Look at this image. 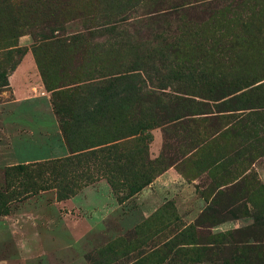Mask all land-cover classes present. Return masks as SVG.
Listing matches in <instances>:
<instances>
[{"label":"rangeland","instance_id":"rangeland-1","mask_svg":"<svg viewBox=\"0 0 264 264\" xmlns=\"http://www.w3.org/2000/svg\"><path fill=\"white\" fill-rule=\"evenodd\" d=\"M180 1L205 6L189 12L197 20L225 6ZM60 2L24 4L17 37L5 43L15 53L0 89V264H223L226 243L246 241L251 256L264 248V114L255 118L240 100L246 96L209 101L225 82L264 81V25L262 36L230 28L213 54L183 43L215 83L135 71L139 90L100 103L91 91H68L114 64L126 68L136 52L113 53L104 37L69 53L48 47L39 28L56 12L52 35L90 27L77 15L87 13L88 0ZM134 2L115 8L129 45L139 48L153 37L146 21L157 8ZM256 9L264 15V3L249 6ZM177 25L170 22L168 36H178Z\"/></svg>","mask_w":264,"mask_h":264},{"label":"trees","instance_id":"trees-1","mask_svg":"<svg viewBox=\"0 0 264 264\" xmlns=\"http://www.w3.org/2000/svg\"><path fill=\"white\" fill-rule=\"evenodd\" d=\"M88 1L90 2L89 12L87 11L88 14H83V12L77 14L79 18L83 19L90 26L86 33L71 36H64L61 33H57L56 36L52 35V29L57 25L58 18L56 17L59 15L56 12L52 16V22L40 26L39 36L42 38L41 40L45 41V45L61 53L72 52L85 40H95L98 37H104V40L106 39L104 45L107 48L109 47V49H113V53H118L121 50H125L124 52L135 50V59L126 68L121 64H114L100 78L85 77L84 79H80L73 83L75 88L68 91L71 94L91 91L95 94L94 96L97 102L100 103L103 100H108L112 102L110 104H113L115 93L124 92L131 95L136 89L139 90L141 79L135 71L151 74L155 78L174 79L178 82L184 81L196 84L203 80L204 84L215 83L206 82L203 66L194 63V61L187 57V53L191 56V52L185 51L182 47L183 43L186 40L188 42H195L196 49L206 54L207 50L204 48L208 46L211 51L210 53H212L213 47L221 43V34L231 30L230 28L238 27L244 30L251 28L253 31L255 30L257 36L263 35L261 26L264 25V15L258 9L255 11L249 10V6L254 4L257 7L264 3V1L255 5V1L257 0H222L225 4L222 10H212L210 7L206 20H197L190 18L188 14L191 10L204 8V5L189 8L187 7L188 3L186 4L180 0H172L171 6L162 7L164 2L150 0L153 6L157 8L153 11L155 13L149 17V21H146L150 26H153V37L149 39L146 46L142 45L138 48L129 45V40L125 38L122 31L123 20L121 19V12H118L120 8H115L121 7L122 5L120 4H123L127 0ZM133 1L137 4L140 0ZM115 2L119 4L115 5ZM51 3L53 6L55 4L56 7H59L61 4L60 0H0V60L4 62L0 65V89L7 86L5 83L6 72L3 71L5 70L6 62L15 53L14 50L9 49L15 47V45L8 44L5 46V43H9L17 37L16 29L20 26V15L21 11L24 12V4L34 7L52 8ZM110 3H113L111 8H115L114 11L110 9ZM210 4L208 3L206 5L209 6ZM94 8L97 9L94 10ZM172 21L178 23L176 26L178 36L176 37L168 36V31L170 30L168 26ZM230 36L229 40H232ZM222 39L227 40V37L222 35ZM256 83L257 81L248 79L225 82L220 85V88L223 91L222 93L228 94L224 95L217 90L214 92L215 94L209 96V101L217 102L222 100L221 105H226L227 103H233L238 98L240 99L246 96L245 99L240 100L245 103L246 107H248L247 109L254 111L251 114L255 118H259L264 114V110H262L264 109V81L258 84ZM215 87H218V85L215 84ZM154 88L161 89L159 87ZM243 89H247V93L240 92ZM237 92L240 93L231 96ZM228 96H231L228 98V101L226 99L223 100ZM177 100L179 102L183 101L182 99ZM180 111L175 110L174 113L177 114ZM181 117L178 114V116L174 117V120H179ZM259 122L263 123V119ZM237 152H240V150L235 149L233 151L234 155ZM226 244L230 245L231 248L229 247L230 249L222 253L220 258L221 263L264 264V248L260 247V249L253 250L254 255L251 256L250 254L247 255L249 248L246 241L239 240L231 244Z\"/></svg>","mask_w":264,"mask_h":264},{"label":"crops","instance_id":"crops-1","mask_svg":"<svg viewBox=\"0 0 264 264\" xmlns=\"http://www.w3.org/2000/svg\"><path fill=\"white\" fill-rule=\"evenodd\" d=\"M162 175H165V174H162ZM159 178H162V176H160Z\"/></svg>","mask_w":264,"mask_h":264}]
</instances>
